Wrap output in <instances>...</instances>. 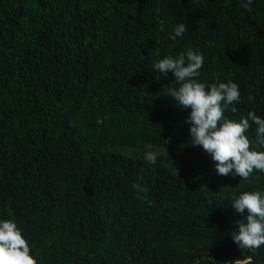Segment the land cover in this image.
<instances>
[{"label":"trees","instance_id":"1","mask_svg":"<svg viewBox=\"0 0 264 264\" xmlns=\"http://www.w3.org/2000/svg\"><path fill=\"white\" fill-rule=\"evenodd\" d=\"M188 48L201 82L239 85L225 116L264 117V0H0V218L37 264H264L231 236L264 172L218 175L153 70Z\"/></svg>","mask_w":264,"mask_h":264},{"label":"clouds","instance_id":"2","mask_svg":"<svg viewBox=\"0 0 264 264\" xmlns=\"http://www.w3.org/2000/svg\"><path fill=\"white\" fill-rule=\"evenodd\" d=\"M239 3L247 9L251 0H239ZM187 30L185 23H177L168 38L173 41L183 38ZM203 64V54L188 48L178 55L157 59L153 70L162 77L169 73L174 76L178 86L170 87L167 96L174 98L177 107L188 111L184 120L189 125L188 145L202 148L218 175L247 180L256 171L264 172V117L254 111L238 120L225 116L229 106L241 100L239 85L233 81L201 82L198 77ZM231 111L236 112V108L232 107ZM251 125H255V141L246 135ZM163 155L168 156L166 149L161 152L152 144L144 146L143 160L148 165H156ZM133 187L139 192L145 191L139 184ZM231 206L243 217L236 221L237 227L231 233L233 242L239 249L264 246V191H242ZM250 260L249 257L235 263ZM0 264H37L22 230L11 219L0 218Z\"/></svg>","mask_w":264,"mask_h":264}]
</instances>
